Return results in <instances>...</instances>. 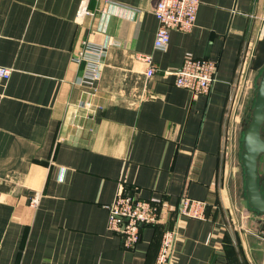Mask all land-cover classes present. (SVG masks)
I'll return each mask as SVG.
<instances>
[{
  "label": "crops",
  "instance_id": "crops-1",
  "mask_svg": "<svg viewBox=\"0 0 264 264\" xmlns=\"http://www.w3.org/2000/svg\"><path fill=\"white\" fill-rule=\"evenodd\" d=\"M156 1L87 0L94 15L77 18L82 0H0V66L12 70L0 82V264H152L167 229L171 264H211L221 250L226 264H264V220L223 180L229 99L255 97L264 0H201L193 29L172 30L164 50ZM85 40L109 44L90 111L75 60ZM188 53L217 64L207 95L174 84ZM121 187L163 204L131 249L106 229ZM181 195L206 202L205 217L178 216Z\"/></svg>",
  "mask_w": 264,
  "mask_h": 264
},
{
  "label": "built area",
  "instance_id": "built-area-1",
  "mask_svg": "<svg viewBox=\"0 0 264 264\" xmlns=\"http://www.w3.org/2000/svg\"><path fill=\"white\" fill-rule=\"evenodd\" d=\"M97 1L111 4L110 0ZM86 2L87 0H82L80 3L76 13L77 18L94 15V12L87 9ZM200 3L201 0H157L154 8V16L157 20L154 48L158 50L166 49L172 30L184 33L190 32L195 25ZM108 45L95 44L85 40L75 53L76 62L82 66L79 85L92 91L88 92V98H84L79 102L81 109L91 110L90 97L93 95L94 84L101 77L103 59ZM136 58L146 65V76L154 74L156 67L151 56L138 55ZM11 71L8 67L0 66V82L6 81ZM216 71L217 64L215 62L203 58H194L188 53L183 58L180 68L173 73L174 84L177 87L189 90L194 95H207L215 81ZM233 97L235 96L230 97L229 102ZM36 203L37 199L35 198L32 200V204L35 205ZM162 205L161 200L158 198L140 199L121 187L118 189L114 200L106 205L108 210L106 229L121 238V243L125 249H131L139 241L140 230L143 226L160 222ZM205 208L206 202L181 195L177 214L182 217L203 219ZM260 235L264 238V230ZM175 237L176 234L173 229L163 231L156 258L152 264H171Z\"/></svg>",
  "mask_w": 264,
  "mask_h": 264
},
{
  "label": "water",
  "instance_id": "water-1",
  "mask_svg": "<svg viewBox=\"0 0 264 264\" xmlns=\"http://www.w3.org/2000/svg\"><path fill=\"white\" fill-rule=\"evenodd\" d=\"M253 69L260 71L256 85L250 120L242 137L240 163L243 167L245 199L243 205L255 212L264 214V196L258 181V159L264 154V37L259 42L258 55Z\"/></svg>",
  "mask_w": 264,
  "mask_h": 264
},
{
  "label": "rangeland",
  "instance_id": "rangeland-1",
  "mask_svg": "<svg viewBox=\"0 0 264 264\" xmlns=\"http://www.w3.org/2000/svg\"><path fill=\"white\" fill-rule=\"evenodd\" d=\"M259 75H260V71L257 74V79H256L257 81ZM256 85H255V89H256ZM235 96L237 95L235 94ZM253 103H254V96L250 97L249 99L246 98V100L243 99L242 97L241 99H237L233 97V99L230 102V110L232 116L230 124L228 125L230 128L226 130L224 136L225 149H224V159H223V170L226 176L223 177V180L226 181L228 186L232 187L233 190L237 191V188L239 189L238 191L239 197H241L239 199V204L243 206L244 209H249V208L244 207L242 203L243 200L245 199V190L243 189L244 174H243V167L241 166L240 163V154L242 150L243 133L250 120ZM262 135L264 136V125H263ZM257 173H258V181L260 184V189L262 195L264 196V154L261 155L258 159ZM249 210H250L249 212H251L253 216H258L264 220V214L255 212L251 209ZM261 227L262 228L259 231V235L261 234L262 230H264V223Z\"/></svg>",
  "mask_w": 264,
  "mask_h": 264
},
{
  "label": "trees",
  "instance_id": "trees-1",
  "mask_svg": "<svg viewBox=\"0 0 264 264\" xmlns=\"http://www.w3.org/2000/svg\"><path fill=\"white\" fill-rule=\"evenodd\" d=\"M223 254V255H222ZM224 256V252L223 250H221V252L219 254L216 255V257L214 258V260L211 262V264H226L225 260L223 259Z\"/></svg>",
  "mask_w": 264,
  "mask_h": 264
}]
</instances>
